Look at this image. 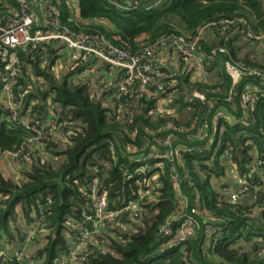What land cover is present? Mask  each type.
I'll return each mask as SVG.
<instances>
[{"label": "trees", "instance_id": "1", "mask_svg": "<svg viewBox=\"0 0 264 264\" xmlns=\"http://www.w3.org/2000/svg\"><path fill=\"white\" fill-rule=\"evenodd\" d=\"M68 1L52 0L64 25L104 37L131 54L162 37L193 40L203 26L217 22L200 40L208 81L194 79V70L172 47L169 52L176 60L159 64L166 84L163 95L122 103L121 75L108 65L89 63L81 54L58 76L54 68L63 46L47 41L19 49L25 68L14 88L22 101L21 115L42 123L40 116L49 110L46 120L66 137L53 133L41 146L25 149L20 180L0 170V235L17 228L18 207L28 223L44 213L50 233L38 250L44 257L40 264H55L58 249L68 248L89 226L83 215H94L95 194L107 190L111 207L124 208L151 182L152 194L98 237L95 252L83 264H264V192L256 190L264 186V76L250 74H264V60L256 56L264 54V44L248 35L250 29L258 35L264 32V0ZM41 2H33L38 19L34 30L49 32L54 13L45 18ZM16 6L17 0H0L1 17ZM241 42L253 51L243 53ZM218 47L229 54L214 57ZM230 59L247 69L238 84L226 69ZM90 70L104 74L103 98L91 93L90 79L83 80ZM247 93H255L251 102L244 100ZM163 99L176 108L174 115L156 112ZM218 113L223 117L215 125ZM6 115L0 109V155L22 150L35 136L21 126L10 129ZM171 134L183 160L171 163L158 157L148 161L154 169L136 172L149 153H167L165 139ZM229 167L249 183V192L258 191L254 202L232 203L214 185ZM190 215L199 227L190 239L179 241ZM210 220L216 223L208 224ZM166 224L169 235L161 232Z\"/></svg>", "mask_w": 264, "mask_h": 264}, {"label": "built area", "instance_id": "2", "mask_svg": "<svg viewBox=\"0 0 264 264\" xmlns=\"http://www.w3.org/2000/svg\"><path fill=\"white\" fill-rule=\"evenodd\" d=\"M36 1L39 2V0H17L16 9H11L9 16L1 17L0 15V109L7 111L6 123L10 129L21 126L35 133V136L23 145L22 150L5 152L0 155V170L3 171L5 176H7L5 169L7 165L10 166L13 163L22 164L21 155L25 149L36 147L37 145L41 146L42 142L53 133L62 139L66 137L63 129L55 127L52 121L46 120L49 110L44 111L40 116L44 121L42 123H31L28 118L21 115L22 101L17 99L14 88L17 78L25 68L19 54V49L21 48L30 44L55 41L60 46L82 54L84 60L90 61L93 59L108 65L114 72L121 75L119 98L122 94H129V99L132 97L138 99L144 96L160 98L165 92L166 84L162 80L164 73H161L159 64L164 62L165 59L176 60L175 55L173 54L174 57H172L171 52H169L172 47L175 49L174 53H178L186 65L194 70V79L199 77L208 81L207 67L204 65L206 52L200 45V40L202 36L207 34L209 29L217 27V22L203 26L198 36L193 40L188 39L186 36L172 39L162 37L158 42L146 46L141 53L131 54L129 51L109 42L104 37L76 31L64 25L57 16L58 9L52 3V0H42L41 2V10L45 18L50 16L51 12L54 13L52 29L49 32L35 31L34 27L38 19L32 7L33 2ZM71 2L76 3L77 0H72ZM47 23H49L48 20H46L45 24ZM248 35L254 38L259 45L262 46L264 44V32L258 35L250 29ZM227 53L229 54L228 49L225 47H218L212 51V55L216 58H219L221 54ZM226 69L234 84L241 82L247 70L244 65L233 59L226 62ZM250 74L264 76L258 70H251ZM32 81L35 83L34 77H32ZM254 90L256 92L259 89L255 88ZM194 96L203 100L205 98L199 92H195ZM254 96L255 93H247L244 95V100L251 102ZM167 99L169 100V98ZM167 99L161 100L162 102L159 103L156 112L174 115L176 108L168 107ZM232 99L233 97L231 96L230 100ZM50 112H52V108ZM222 117L223 113L216 115L215 125L218 124V120L222 119ZM2 120L0 119V123ZM202 131L203 128L199 132L202 133ZM165 145L169 148L166 154L149 153L136 172L154 169L155 165L148 164V161L158 157H166L171 163L183 160L182 149L175 144L173 134L165 139ZM25 157L23 155V158ZM174 180L178 182L179 176L175 174ZM239 185L240 187L238 188ZM147 187L148 189L146 190H140V197L137 200L130 201L124 208L111 207L107 190H103L97 195L95 194L94 215L90 216L86 213L83 215L89 222V226L81 230L75 240L70 242L68 248L58 249L55 264H83L88 261L95 252L98 237L120 221L127 211L137 209L142 200L152 194L155 186L150 182ZM96 189L97 186L95 184V192ZM249 191V183L246 180H240L235 191H226L224 194L228 196L230 202L237 203L240 196H242L240 194ZM184 202H187L186 198H184ZM16 211L18 212L17 228L12 231L11 235H7L4 232L0 235V264H40L44 261V257L40 255L38 250L44 245V238L50 233L48 217L41 213L40 217L28 223L27 219L21 214L19 207ZM136 216H138V213H136ZM198 224V219L190 215L181 227L177 240L186 241L190 239L195 229L199 227ZM161 232L169 235L171 232L170 224L164 225Z\"/></svg>", "mask_w": 264, "mask_h": 264}, {"label": "rangeland", "instance_id": "3", "mask_svg": "<svg viewBox=\"0 0 264 264\" xmlns=\"http://www.w3.org/2000/svg\"><path fill=\"white\" fill-rule=\"evenodd\" d=\"M240 46L242 48L243 53H245V51L246 52L253 51L251 50L252 48L248 47L244 42H241ZM263 57H264L263 55L259 56L257 58L258 61H262ZM70 69L71 68H70L69 61L59 59V61L57 62L54 68V71L58 76L59 75L61 76V75H64L66 72H68ZM86 76L91 77V83L93 84L91 88V93L97 95L98 98H103L105 96L104 92L106 91V87L103 85L104 79L98 78L97 73H94V75L92 76H90V73L89 74L87 73ZM85 79L87 80L88 78H85ZM22 167H23V164H17V163L10 164V166L7 165L5 168L7 177H11L12 179L16 181L20 180L22 178V171H21ZM240 180L241 179L238 177L237 173L233 172L232 167H229L227 170L226 176L213 180V183L220 191H224L225 193L226 191H232V192L235 191L237 188V185L240 183ZM222 185H227L226 189H222L221 188ZM240 185L238 186V188L240 187ZM256 190L258 191L260 190L264 192V186L261 188L258 187ZM258 191L244 192L240 194L242 196H240V199L238 200V202H244L245 204L254 202L256 200L255 195L258 193ZM255 210L257 211V208H255ZM242 245L244 244L242 243Z\"/></svg>", "mask_w": 264, "mask_h": 264}, {"label": "crops", "instance_id": "4", "mask_svg": "<svg viewBox=\"0 0 264 264\" xmlns=\"http://www.w3.org/2000/svg\"><path fill=\"white\" fill-rule=\"evenodd\" d=\"M245 50V49H244ZM62 53H63V55H62V57H61V59H63V60H65V61H69V64H70V68H71V66L74 64V60H76V59H78L79 57H80V53H78V52H76V51H74V50H71V49H68V48H66V47H64L63 49H62ZM261 55H263L264 56V54L263 53H258L256 56H261ZM263 60H264V57H263ZM89 63H94L95 62V60H93V59H91L90 61H88ZM102 64V63H101ZM89 74L90 73V76L92 75V73H93V75H94V73H97L98 74V78H100V77H102V75H104V74H102L101 72H98V71H86L83 75H82V77H83V80H85V78H88V79H90L91 80V77H88V76H86V74ZM112 74V73H111ZM104 78V77H103ZM107 78H108V76H107ZM105 79V78H104ZM109 79V78H108ZM111 80V78L109 79V81ZM232 170H233V172H234V167H232Z\"/></svg>", "mask_w": 264, "mask_h": 264}, {"label": "water", "instance_id": "5", "mask_svg": "<svg viewBox=\"0 0 264 264\" xmlns=\"http://www.w3.org/2000/svg\"><path fill=\"white\" fill-rule=\"evenodd\" d=\"M130 95L129 94H122L120 97V100L122 103H127L128 99H129ZM209 224H213L216 223V221H209Z\"/></svg>", "mask_w": 264, "mask_h": 264}]
</instances>
